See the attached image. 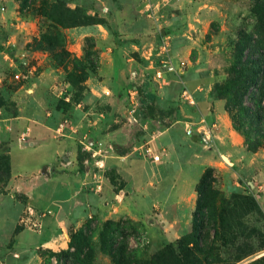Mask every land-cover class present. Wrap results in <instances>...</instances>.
Segmentation results:
<instances>
[{"label": "rangeland", "instance_id": "374dc122", "mask_svg": "<svg viewBox=\"0 0 264 264\" xmlns=\"http://www.w3.org/2000/svg\"><path fill=\"white\" fill-rule=\"evenodd\" d=\"M85 29L94 35L84 39L78 56L71 49ZM98 45L123 49L133 59L125 95L129 103L137 86L139 121H129L127 112L121 123L131 139L116 146L84 137L100 151L93 157L82 145L80 152L91 192L109 197L98 209L96 201L86 204L89 217L70 226L67 248H44L39 239L56 209L36 207L18 189L11 151L14 165L32 158L16 141L33 137L37 112L30 101L39 73L49 67L64 72L55 92H44L48 106H60L71 93L79 100L81 83L100 66ZM163 46L178 73L158 79ZM22 88L31 119L26 132L16 125ZM185 91L193 104L183 97ZM220 112L239 140L237 155L223 150L225 138H217L219 124L211 117ZM0 114L5 119L0 123V264H64L60 253L73 252L70 244L79 243L82 232L93 264H113L111 254L121 243L149 262L189 235L202 263L249 264L264 257V0H0ZM7 123L10 133L1 127ZM212 123L217 130L207 144L203 127ZM146 125L156 130L151 144L171 138L163 164L150 163L141 150L149 143ZM56 129L62 136L74 126L66 118ZM101 160L103 167H96ZM168 194L180 199L164 200Z\"/></svg>", "mask_w": 264, "mask_h": 264}, {"label": "crops", "instance_id": "0c3cea01", "mask_svg": "<svg viewBox=\"0 0 264 264\" xmlns=\"http://www.w3.org/2000/svg\"><path fill=\"white\" fill-rule=\"evenodd\" d=\"M93 35L90 30L81 31L79 36L76 35V43L71 51L80 56L83 53L84 39ZM99 45L97 49L99 50L100 66L95 74L90 75L81 83L79 100L73 98L71 93L66 102H61L60 106L54 104L48 106L44 96L45 90L49 89L48 91L55 92L57 83L61 82L59 79H63L61 75H64L62 70L53 67L44 69L33 83L34 99L30 101V104L34 106L38 114L35 113L32 120L25 113L24 88L18 92L20 114L17 117L16 125L21 126L26 132L29 128L28 121L31 120L35 125V130L30 142L22 144L16 141L20 149L26 150L32 158L23 166L16 162L14 165L11 151L12 173L14 182L19 186L18 189L25 193L28 200L32 201L36 207L53 206L56 209L55 214L46 219L45 234L39 239L38 245L44 248H67L70 226L73 224L81 226L83 219L89 217L90 211L86 210V204L96 201L95 205L98 209L100 203L109 197L107 193L99 197L91 192L92 179L86 169H83L80 161L82 145L87 142L84 141V137L96 143L112 144L113 146H116L114 143L120 144L125 139H131L126 126L121 122L126 116L129 106L125 95L126 74L135 67V64L125 50H106ZM106 68L111 71L107 72ZM46 106H48L49 112L45 114L44 107ZM66 118L71 120L74 130L68 129L64 135L60 136L57 134L56 128L59 122ZM211 120H216L219 124L217 138H225L226 144H221L222 149L235 155L241 153L242 148L239 145V140L230 131L226 114L224 112L213 114ZM3 122L5 119H0V123ZM1 127L6 133L13 131L10 123L1 125ZM143 130L148 132L145 135L148 137V142L152 134L154 139L156 138V134H154L156 130L152 132V129L147 125ZM169 141L171 138L166 135L162 139H157L155 144L149 142L148 145L150 144L158 154H161V150L166 151L161 155L159 162H154L151 158L147 160H151L150 163L152 162L154 165L163 164L170 156V151H167ZM17 165L18 167H16ZM44 170L48 171L47 174L39 175ZM26 176L28 180L23 179ZM167 198L177 201L180 199L177 194L175 197L168 194L164 200ZM50 223H55L56 227L49 229ZM177 232L179 234V231Z\"/></svg>", "mask_w": 264, "mask_h": 264}, {"label": "trees", "instance_id": "16d2710c", "mask_svg": "<svg viewBox=\"0 0 264 264\" xmlns=\"http://www.w3.org/2000/svg\"><path fill=\"white\" fill-rule=\"evenodd\" d=\"M75 241L78 240V236H73ZM80 242H72L70 248H74V251H63L60 253V260L64 261V264H93L94 254L89 245L87 244L88 237L85 232L79 235ZM194 244L192 235L186 236L177 245H169L162 252L154 257L149 262L139 260L134 255H131L127 251V247L124 243L119 245L117 249L111 255L113 257V264H210L202 263L198 259L195 249L191 246ZM162 261V263H161ZM249 264H264V257L255 260Z\"/></svg>", "mask_w": 264, "mask_h": 264}, {"label": "built area", "instance_id": "2783aa9c", "mask_svg": "<svg viewBox=\"0 0 264 264\" xmlns=\"http://www.w3.org/2000/svg\"><path fill=\"white\" fill-rule=\"evenodd\" d=\"M162 51L165 55V60L162 61L161 66L156 71V76L158 79H163L166 74H175L178 73L177 67L171 61L169 57V51L167 50V46L162 47ZM182 66H185V62H182ZM17 79H20V75H16ZM65 90H61L63 93ZM183 97L188 100L189 103L193 104L195 101L191 94L188 91H185ZM139 91L137 86L132 87L129 92V121H133L134 123H138L139 119ZM68 126V121L61 124L59 130L64 131V129ZM217 130V124L212 123L211 126L203 127V141L209 144L214 137V132ZM63 133V132H62ZM189 133H192V130H189ZM155 136V135H154ZM84 151L93 152V157H96L97 154H100V151L94 147V143L88 142V144H84ZM143 153L151 158L154 162H159L161 160V155L158 154L150 145H145L141 148ZM89 162V161H88ZM86 162V163H88ZM88 166V165H87ZM96 167H103V160L96 162ZM101 188V186L99 187Z\"/></svg>", "mask_w": 264, "mask_h": 264}]
</instances>
